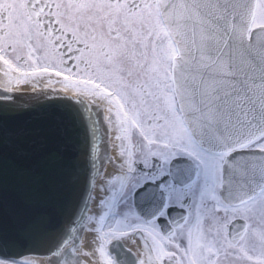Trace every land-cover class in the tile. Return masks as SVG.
Returning <instances> with one entry per match:
<instances>
[{
	"label": "flooded vegetation",
	"instance_id": "flooded-vegetation-1",
	"mask_svg": "<svg viewBox=\"0 0 264 264\" xmlns=\"http://www.w3.org/2000/svg\"><path fill=\"white\" fill-rule=\"evenodd\" d=\"M259 5L260 0L253 22L257 20ZM258 25L264 23L254 26ZM172 49L174 53L167 67L165 59ZM0 54H5L21 73L50 76L56 83L70 87L74 92L70 97L91 107H101L100 98L113 99L111 103L125 127L122 134L128 157L124 171L127 194L137 183L131 189L130 206L128 201L125 204L129 211L120 208L113 214L114 218L109 213L107 219L103 217V226L109 223L116 232L125 228L121 226L123 222H130L128 216H136L134 221L143 222V227L131 229L133 235L138 237L141 233L154 249L151 252L159 264L165 260H170L169 264L182 261L209 264L212 260L219 264L224 260V252L230 250L228 244H239L246 236L255 217L244 206L253 202L264 187L256 196L238 204L224 199L217 181L221 179L223 184L229 152L212 151L200 145L184 121L174 80L177 45L164 22L159 0H0ZM181 123L185 130L181 129ZM263 144L264 133L243 149L264 151ZM181 161L192 167L187 172L188 178L178 176L175 164ZM142 188L160 194V203L152 214L137 197ZM211 193L219 194V202L225 209L244 208L229 221L240 218L247 223L237 243L230 240L229 222L220 224L223 208L215 206ZM173 209L183 214L174 215ZM248 212L246 219L244 215ZM198 220L204 231L216 236V241L194 239ZM258 220L254 230L258 224V229L262 225ZM185 229H190L192 234L185 236ZM190 235L191 239L185 241ZM124 237L119 233L111 236L110 241ZM209 241L217 245L215 250ZM192 242L206 243L209 250L191 255ZM258 244L259 241H248L246 250L252 253L258 250ZM241 251L233 253L244 257ZM0 261L3 264L14 260L0 257ZM144 264H151L147 252Z\"/></svg>",
	"mask_w": 264,
	"mask_h": 264
},
{
	"label": "water",
	"instance_id": "water-1",
	"mask_svg": "<svg viewBox=\"0 0 264 264\" xmlns=\"http://www.w3.org/2000/svg\"><path fill=\"white\" fill-rule=\"evenodd\" d=\"M257 1L159 0L177 45L175 89L188 129L203 147L232 152L228 158L234 165L245 164L253 172L254 190L248 195L231 184L224 188L222 195L231 204L251 199L264 187V151L243 149L264 133V25L252 27ZM46 105L68 117L59 134L63 140L72 137L75 154L69 142L58 147L50 134L43 137L39 124L31 126L28 118L21 123L23 116ZM85 105L61 97L26 105L0 100L1 257L59 253L64 244L79 241L77 232L98 169L91 147L102 132ZM13 115H20V120L6 118ZM228 169L226 160L224 185ZM19 172L28 175L21 179ZM246 225L240 218L231 221L232 243L240 240ZM143 245L155 264L148 243ZM110 249L120 264H138L121 242L115 241Z\"/></svg>",
	"mask_w": 264,
	"mask_h": 264
},
{
	"label": "bare ground",
	"instance_id": "bare-ground-1",
	"mask_svg": "<svg viewBox=\"0 0 264 264\" xmlns=\"http://www.w3.org/2000/svg\"><path fill=\"white\" fill-rule=\"evenodd\" d=\"M7 62H9L7 60ZM10 63V62H9ZM11 64V63H10ZM21 73V72H20ZM18 76L14 72L10 71V68L4 67L3 63H0V100H6L10 103L11 102H20L24 105L29 104L35 101L46 100L48 98L53 97H61V98H70L75 99L70 96L74 94L70 87L65 86L64 84L56 83L55 80L50 76H41L32 75L31 78L25 80L21 83L19 81ZM36 87H41L40 89ZM4 92V93H3ZM74 97V96H73ZM109 99V98H107ZM100 106H88L85 105V109L87 111H92V116L96 123L100 126L101 134L100 136H96L94 139V146L91 147L94 149L95 162L98 165L96 176L93 180L92 184V193L89 198V204L86 208V214L91 210L95 212V210L100 211L99 209L103 206L104 199L107 198L110 191L119 185L123 179H125L126 164L128 157L124 151V135L122 134L123 124L121 121V116L119 117L114 105L109 100H104L103 98L99 99ZM104 103V105H103ZM98 109L103 110V112L98 111ZM112 113V114H111ZM28 114H33L31 117ZM27 117L23 116V120H20V115H13L7 117L9 120L19 119L21 123H24L26 119H29L30 125L35 126L39 124L41 135L44 137L48 134L51 135L52 140L57 142L58 147H61L62 141L69 142L67 144L68 148L71 149L75 154V144L72 137L63 140V137L59 134V132L66 127V123L69 120L68 117L62 112L58 107H53L46 105L40 107L38 109L33 110V112L28 113ZM105 119V121H103ZM19 121V122H20ZM18 122V123H19ZM9 123V122H8ZM9 125V124H8ZM6 126V125H5ZM125 129V127L123 128ZM108 130V132H107ZM107 133V134H106ZM62 134V133H61ZM66 146V147H67ZM105 153L108 154L105 156ZM232 152H229L231 155ZM227 156V166L229 169L226 171L227 173V184L224 185L225 179L223 180L221 192L223 193L224 188L225 191L227 190V186L229 184L230 188L234 187L237 188L239 192H245L247 195L248 193L252 192L254 189L252 188L251 183V172L250 169H247V166L244 164V167L240 166L239 164L234 165V159L228 158ZM39 163V162H38ZM175 168L177 169L178 176L180 178H188V173L192 171V167L190 165L184 164L183 161L177 162L175 164ZM225 173H223L224 177ZM259 177L262 176V173H257ZM174 176L176 174L174 173ZM246 187V188H245ZM229 188V189H230ZM258 193V192H257ZM257 195V194H256ZM255 195V196H256ZM137 197L141 200L142 206L149 212L150 214L154 213L153 211L155 208L158 207L161 197L160 194L158 195L153 190L149 188H142L138 190ZM254 197V196H253ZM171 213L174 215L183 214L180 210L173 209ZM111 219V218H110ZM110 221V220H109ZM183 221V220H182ZM230 223L228 228L230 227ZM95 221H88L85 222V228L83 229V233L81 235V245H79L78 250L74 251L75 254L71 258H76L73 260H66L67 264H85L84 261H92L95 264H108L107 261H104V258L101 254V248L99 246V241L95 236L96 233L88 228H93L95 226ZM140 237V238H139ZM143 239V240H142ZM106 238L107 242V249L110 250L111 259L113 264H120L116 253L111 251L112 244L115 241H119L123 244L124 248L128 251H132L135 256L139 259L137 261L138 264L146 263V251L143 249L144 245L143 242H147L143 236L138 235H125L123 239H111ZM110 244L108 246V243ZM67 242V241H66ZM65 242V243H66ZM148 243V242H147ZM149 245V243H148ZM150 250H154L149 245ZM119 250L118 248H116ZM59 253H50V254H28L22 257H9V259L14 260L16 262L22 263H33V264H58L56 259L60 261H64L69 255V252L73 251V243L68 242L64 244ZM68 251V252H67ZM154 254V253H153ZM65 256V257H63ZM153 256V255H152ZM156 257V254H154ZM80 257V258H79ZM131 262L133 263L132 258H130ZM65 261V262H66ZM3 262V261H2ZM164 264H169L170 260L164 261ZM5 264V262L3 263ZM159 264V262H156ZM247 264V263H241ZM250 264V263H249Z\"/></svg>",
	"mask_w": 264,
	"mask_h": 264
},
{
	"label": "rangeland",
	"instance_id": "rangeland-1",
	"mask_svg": "<svg viewBox=\"0 0 264 264\" xmlns=\"http://www.w3.org/2000/svg\"><path fill=\"white\" fill-rule=\"evenodd\" d=\"M256 19L257 20H255V22H253L252 27L256 24L264 23V0H260L259 12L257 14ZM173 53H174V50L172 49V51H170L168 53V59L167 58L165 59V65L167 67H168V63H169V57ZM0 63H3L4 67H7L8 69L10 68V71L14 72L16 75L20 74L21 76L20 77L18 76V79H19V81H21V83L24 82L25 80L31 78L30 76L33 75L30 72L20 73L18 68L14 64H10L9 62H7V58H6L5 54H0ZM36 88L40 89L41 87H36ZM110 99H111V101H110ZM109 101L114 103L113 99L111 97L109 98ZM86 104H88V106H91L89 103H86ZM118 104L119 103L116 102V109L118 107ZM124 107H126V104H124ZM98 111L103 112L101 109H98ZM118 112H119V110H118ZM126 120L128 122H130L129 119H126ZM103 121H105V119H103ZM181 129L185 130V127L183 126L182 123H181ZM107 132H108V130H107ZM129 137H130V132L127 134V138H129ZM129 164H130V166H132L131 163H129ZM218 175H219V172H218ZM219 177L221 178V174L219 175ZM126 182H127V180L125 179L123 182H120L119 185H117L116 187H114L110 191L107 198L104 199L103 206L99 209L100 211L95 210V212H94L93 210L92 211L90 210L88 212V214H86V216H85L82 224L79 226V229L77 232V237H78L79 241L77 243L73 242V251L69 252L70 254L67 255V257L64 261L60 262V260L56 259V262L59 261L58 263H60V264H67L68 260L77 259L78 256L76 258H71V257L74 256V254H75L74 251L78 250L79 245H81V243H82L81 235L84 232L83 229L85 228V222H86V220H88V221H95V223H96L93 228H88V229L92 230L96 233L95 236L97 237V239L99 241V246L101 248V254H102V257L104 258V261H107L108 264H113V261L111 259V254L109 253V251L107 249V242L108 241H106V244H105L106 238H110L111 236H114V235L119 234V233L121 235H132L133 236V230H131V229L138 227V226L143 227V222L142 223L141 222H138V223L135 222L136 216H134V215L128 216L130 218V222H127L126 224L123 222L121 226H125V228H121L119 231L113 232L111 229V224H109V223L107 225L103 226L102 220L107 219L106 216L109 213L113 215L120 208L122 210L129 211L128 208L130 206V201H131V189L136 185L137 182L134 183L133 187H131L129 189L130 191L128 194L125 190ZM217 184L221 188V186H222L221 185V179H219L217 181ZM127 188H129V183L127 185ZM211 195H212L211 197H213L214 200H216L215 206L218 209L223 208L221 212L223 213L222 216H224V218L223 217L221 218L222 220L220 221V224H223V223L225 224V221L229 222L231 217L236 216L238 211H240L241 208H243V207L235 208V207L228 206V208L225 209V207H222V205L219 202V200H220L219 194L215 195V194L211 193ZM127 201H128V205H129L128 208L125 205ZM124 207H126L127 210ZM244 208H249L251 210V212L253 211L252 213L254 214V217H255L253 221L250 220L251 221V226L249 228L250 230L248 231V233H246V236H244V238L241 239V242L239 244H230V243L228 244V248H230V250H229V252H224V260L220 261L219 264H241L242 262L247 263V264H249V263L250 264H264V191L253 202H251L249 204H245ZM127 214H128V212H127ZM243 215H244V213H243ZM244 216L247 219V217L249 216V212L247 214L245 213ZM103 217H105V219H103ZM112 217L114 218L115 215H113ZM113 218L111 219L112 221H113ZM196 218L198 219L199 217H196ZM214 218H216V217L214 216ZM258 218H260V224L262 223V225L258 229V226H259V224H258L254 230V228H253L254 224L259 222ZM196 222H195L196 228L194 229V230H196V234H197L194 237V239L196 241H204V240H208V239L211 241L217 240L216 236L213 233H211L208 230L204 231L203 227L198 224L199 220ZM213 223H214V221H212L211 224H213ZM194 227L195 226H193L192 229ZM184 232H185V236H187V234L188 235L192 234V231L190 229H185ZM206 233L209 234V237ZM181 234H184L183 231H181ZM189 239H191V235L188 236L185 239V241H187ZM211 241H209L210 247L212 250L213 249L215 250V246H217V245L213 246V244H212L213 242H211ZM248 241H256L257 243L259 241L258 250L254 249V251L252 253L248 252V250H246V246L248 245ZM191 246L192 247L189 250L191 255H194V253H199L202 249L209 250L206 248L207 244L203 243V242L195 243V245L193 243ZM244 246H245V248L243 250ZM239 250L240 251L242 250L241 252L245 254L244 257H241L240 254L238 255V252L233 253V251H239ZM63 257H65V256H63ZM207 257H208V255H207ZM166 258H168V256H165V259ZM0 262H2V261H0ZM6 262H5L6 264H11V262H13L12 264H33V263H22V262L16 263L15 261H6ZM84 262H85V264H95L92 261H84ZM208 263L214 264L213 260L211 262H208ZM54 264H56V263H54ZM181 264H183V261L181 262Z\"/></svg>",
	"mask_w": 264,
	"mask_h": 264
},
{
	"label": "snow or ice",
	"instance_id": "snow-or-ice-1",
	"mask_svg": "<svg viewBox=\"0 0 264 264\" xmlns=\"http://www.w3.org/2000/svg\"><path fill=\"white\" fill-rule=\"evenodd\" d=\"M3 172V158H2V153H0V174H2ZM27 173L25 172H19L18 173V176L21 178V179H25L27 177Z\"/></svg>",
	"mask_w": 264,
	"mask_h": 264
}]
</instances>
